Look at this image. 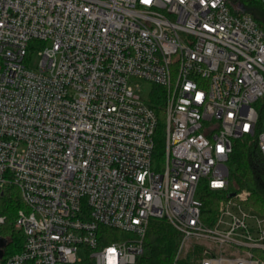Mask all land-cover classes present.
I'll return each instance as SVG.
<instances>
[{"label":"built area","instance_id":"2783aa9c","mask_svg":"<svg viewBox=\"0 0 264 264\" xmlns=\"http://www.w3.org/2000/svg\"><path fill=\"white\" fill-rule=\"evenodd\" d=\"M241 7L0 0V195L14 185L25 206L21 249L0 264H134L151 219L181 234L173 264L188 250L194 264H264L247 192L213 217L199 197L226 191L234 139L264 157V29ZM139 80L162 90L160 158Z\"/></svg>","mask_w":264,"mask_h":264},{"label":"trees","instance_id":"16d2710c","mask_svg":"<svg viewBox=\"0 0 264 264\" xmlns=\"http://www.w3.org/2000/svg\"><path fill=\"white\" fill-rule=\"evenodd\" d=\"M244 10L249 12L264 29V4L262 0H239ZM148 105L155 111L158 123L154 133V155L163 153L164 112L162 90L152 86ZM228 185L226 191L201 190V212L213 217L216 205L228 193L246 191V204L264 213V157L256 147L253 136H241L233 140L232 152L228 158ZM25 206L19 190L14 185L5 186L0 195V236L7 239L3 249L4 258L21 249L23 233L15 227L19 209ZM204 216V215H203ZM181 234L163 219H151L143 240V250L134 264H173ZM113 238L105 241L111 242ZM194 254V253H193ZM3 258V259H4ZM2 259V260H3ZM191 257L177 260L176 264H192Z\"/></svg>","mask_w":264,"mask_h":264},{"label":"rangeland","instance_id":"374dc122","mask_svg":"<svg viewBox=\"0 0 264 264\" xmlns=\"http://www.w3.org/2000/svg\"><path fill=\"white\" fill-rule=\"evenodd\" d=\"M241 9L243 10V11H245L244 10V7H241ZM33 60H36L35 59V54L33 55V58H32V61ZM137 83H138V85H139V89H140V92H141V94L143 95V96H145L148 92H149V90L152 88V85L149 83V82H147V81H142V80H139V81H137ZM201 190H204V189H200L199 190V194H200V191ZM7 240V239H6ZM5 248V247H4ZM3 248V249H4ZM194 251L195 250H188L186 253H184L183 254V258L185 259L187 256H190L191 257V261H192V264H194L195 262H193L194 261V257H193V253H194ZM77 257H79V258H84L85 257V254H84V252L82 251V250H78L77 251Z\"/></svg>","mask_w":264,"mask_h":264},{"label":"water","instance_id":"95a60500","mask_svg":"<svg viewBox=\"0 0 264 264\" xmlns=\"http://www.w3.org/2000/svg\"><path fill=\"white\" fill-rule=\"evenodd\" d=\"M230 196L233 195V193L229 194ZM7 245V240L6 238L0 236V258L3 257V248Z\"/></svg>","mask_w":264,"mask_h":264},{"label":"snow or ice","instance_id":"6c2138e0","mask_svg":"<svg viewBox=\"0 0 264 264\" xmlns=\"http://www.w3.org/2000/svg\"><path fill=\"white\" fill-rule=\"evenodd\" d=\"M145 2H148V0H145Z\"/></svg>","mask_w":264,"mask_h":264}]
</instances>
